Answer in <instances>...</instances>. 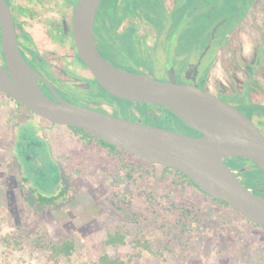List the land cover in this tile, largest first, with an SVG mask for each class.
I'll list each match as a JSON object with an SVG mask.
<instances>
[{"label":"rangeland","instance_id":"374dc122","mask_svg":"<svg viewBox=\"0 0 264 264\" xmlns=\"http://www.w3.org/2000/svg\"><path fill=\"white\" fill-rule=\"evenodd\" d=\"M246 1L248 3L240 11L243 16L254 0ZM192 7H184L185 32L179 37L176 31L166 33L170 35L166 36L165 42H161L160 46L155 43L152 50H148L146 58L138 56L137 64L132 69H146L154 78L166 81L173 67L180 82L187 80V67L198 60L211 39L208 35L203 37L195 34L203 26L198 25L201 18ZM251 15L255 24L250 22L246 26L254 31L253 34L242 37L239 45L233 43L241 59L244 53L245 60H241V66L234 64L231 49L226 47L218 52L219 59L215 64L216 48L208 50L204 57L202 71L211 67V90L216 88L219 81H222L223 88L228 86L239 92L244 90L241 81L246 80L250 65L256 64L257 50L264 47V0ZM156 25L161 24L158 22ZM225 40V37L218 38L220 42ZM171 42L173 45H170ZM175 42L178 45L174 46ZM59 51L61 58L54 61V67L60 68L65 62L68 66V56L61 49ZM137 51L140 52L139 46ZM257 69L256 78L264 85V65ZM227 75L236 76L238 83L228 80ZM199 82L203 88V81ZM99 87L95 91L96 98L109 102L121 118L136 120L139 113H143L145 118L147 112L154 111L158 124L168 117L173 129L185 133L189 130L179 119L156 104L134 103L111 96ZM254 98L264 103V92L254 95ZM234 99L236 102L240 100L238 96ZM66 100L74 101L68 96ZM27 118V109L16 108L13 102L0 93V237H7L10 242L6 246L0 242V264H95L105 252L135 255L132 264H261L264 227L248 222L235 209L213 200L190 183L179 185L170 176L163 177L161 165L154 166L141 161V168L129 175V169L123 168L117 158L106 154V150L103 151V158L99 156L96 167V154L89 149L86 167L79 166L77 155L83 152L80 150V139L75 140L66 126H53L50 141L56 158L69 163L65 167L70 195L61 201H48L45 204L37 201L19 179L12 152L14 129L19 121ZM24 126L26 129L37 127L34 121ZM33 132L37 134V131ZM18 138L24 146V137L20 134ZM86 147L92 146L88 144ZM62 150L63 155L58 152ZM28 154L33 156L29 161L25 160L23 153L18 158L23 173L32 181H40L39 186L50 187L52 181L48 177L55 167L47 145L31 146ZM130 159L135 160L132 156ZM225 161L235 171L246 167L245 171L237 173L252 190L256 179L264 183L263 172L256 168L252 173L249 171L254 167L251 161L239 157H230ZM40 171L47 180L42 179ZM246 171L248 174H245ZM118 229L129 232L128 242L118 247L107 245L105 241L108 233ZM137 235L151 239L154 251L169 249V253L155 256L148 251L141 252L131 243ZM68 238L75 240V253L71 258L60 256L54 261L50 257L48 244Z\"/></svg>","mask_w":264,"mask_h":264},{"label":"water","instance_id":"95a60500","mask_svg":"<svg viewBox=\"0 0 264 264\" xmlns=\"http://www.w3.org/2000/svg\"><path fill=\"white\" fill-rule=\"evenodd\" d=\"M100 0H78L72 16V35L78 56L98 83L109 93L134 103L159 104L200 132L189 135L156 124L129 120L61 97L48 82L56 100L39 81L45 77L23 57L13 12L0 0V25L5 65L0 63V90L48 121L78 126L103 141L138 158L184 173L209 196L226 201L251 222L264 227V196L255 193L225 161L230 157L252 160L264 170V134L245 113L197 83L200 65L215 38V31L197 62L190 63L178 82L170 68V80L125 70L108 61L98 50L95 20ZM169 124L168 117H164Z\"/></svg>","mask_w":264,"mask_h":264},{"label":"flooded vegetation","instance_id":"af4514ba","mask_svg":"<svg viewBox=\"0 0 264 264\" xmlns=\"http://www.w3.org/2000/svg\"><path fill=\"white\" fill-rule=\"evenodd\" d=\"M6 1L13 12L19 48L23 57L46 79V81H39L44 92L50 98L56 100V97L48 84L49 82L61 97L67 99L68 96V98L74 100L72 103L118 116L115 115L116 109L114 106L106 100L96 98L95 91L97 87L100 86L99 88L103 92L107 91L98 83L88 67L84 66L80 61L78 62V53L72 35L73 10L74 5L78 0ZM260 2H262V0L252 1V3H250V8L243 16V12L240 13V11L241 8L244 9L245 5L248 3L246 0H100L95 20V40L98 50L108 61L120 68L135 72L132 71V68L135 64H137V57L146 58L148 50H152V46L155 43L160 46L161 42H165L167 38L166 36L170 35H166V33L176 31V34L178 35L177 37H179L185 32L183 29L186 14L184 7L185 5H191L194 7V12H198L200 15L201 20H198V25L203 26V28L195 31L197 36L204 37L208 35L211 38L213 30L216 26H218L210 49L215 47V39L222 37L226 38L221 46L216 49L217 54L215 63L219 59L218 52L226 47L227 49H231L230 55L233 57L234 64L236 66L238 64L241 66V60H245L244 53L242 52L243 58L241 59L240 55L236 53L233 43L235 42L239 45V42L241 43L239 40L242 37H250L251 34H253L254 31L249 30L246 25L250 22L255 24V20H251V14H253V11H255ZM202 10L204 12H202ZM158 22L161 25L157 26L156 23ZM161 26L162 29L159 30ZM0 36L2 39L1 25ZM176 44L178 45V42H175L174 46ZM170 45H173L172 42ZM138 46L140 48V52L137 51ZM59 49L65 52L68 56V66H66L67 63L64 61L65 63L61 65L62 67H54V61H56L57 58H61L59 55ZM263 49L264 47L262 46L259 50H257V61L255 62L258 64V67H262V65H264V62H262L264 58ZM204 61L205 60L203 59L202 64L199 67L200 72L197 75L198 85L200 80L203 81L204 85H209L210 76H208L207 80L202 77ZM0 63L5 65V59L2 55H0ZM256 64L250 65V69L247 71L246 80L241 81L242 86L257 77L256 74L258 67ZM145 70L142 71L141 69V73L150 75V73ZM173 73L177 81L180 82L175 74L174 68ZM78 74L86 75L79 77L77 76ZM170 77L171 75L169 72V77L166 81H169ZM227 78L230 81H234L233 83L235 84L238 83V78L234 75H227ZM181 83L193 84V80L191 78H187L186 81ZM63 87H67L69 90H65ZM208 90L216 93L222 99L228 101L239 109V106H237L239 102H236L237 100L235 101L234 99L235 96L239 95V91L233 90V88H228V86L223 88L222 81H219V83L216 84V88L214 90H211L210 87ZM0 93L4 94L11 102H13L16 108L27 109L25 106H21L17 101L13 100L1 90ZM76 94L78 96H75ZM108 94L115 96L111 93ZM228 98L230 100H228ZM27 111L29 113V118L23 119L17 123L14 129V138L12 139V152L19 170V179L26 185L28 192L31 193L37 201L46 197L47 199H52L53 202L57 200L61 201L62 198H66L70 195L71 190L65 167L69 163H65L64 161L56 158L54 153L55 149L52 147V143L50 141V131L53 126L58 124H54L47 119L42 118L29 109H27ZM242 112L245 113V111ZM140 114L141 113L136 116V120L147 124H156L161 127H166L157 123L159 121L157 115L154 114V111L147 112V117L145 118H143ZM245 114L253 120V122L264 134V123L261 122L260 117L257 115H248L247 112ZM144 119H146L147 122L143 121ZM30 121L35 122L37 127H34H36V129L25 128V123H29ZM66 127L72 132L70 135L75 136V140L79 141L80 139V150L86 152H82L77 155V162L79 166L86 167V163L88 162L87 151L90 149L94 154H96L97 161H94V164H96L97 167L100 158L99 156L102 157L105 148L109 149V147L101 144L100 141L95 138H90V145L92 147L87 148L86 141L79 138L78 135L73 134L74 132L69 128V126ZM33 131H37V134ZM20 134L24 137V140H26L24 142V146H22L20 139L18 138ZM185 134L200 135V133L190 130H188ZM44 144L47 145L50 151L51 161L55 167V170L52 172L50 171L49 173L52 176L48 177L49 181H52V185L50 187L39 186L40 181H32L29 177H27V175L23 173L22 163H20L18 159L21 157L20 154L23 153L25 160L29 161L33 158V156L28 154V149L31 146L39 147ZM58 152L63 155L64 150ZM106 154H108V152ZM40 175L42 179L47 180L45 179V174L42 171H40ZM196 188L199 189L198 187ZM262 189L264 192V188ZM209 197L215 200V198L211 196ZM230 208L233 209L232 207Z\"/></svg>","mask_w":264,"mask_h":264},{"label":"trees","instance_id":"16d2710c","mask_svg":"<svg viewBox=\"0 0 264 264\" xmlns=\"http://www.w3.org/2000/svg\"><path fill=\"white\" fill-rule=\"evenodd\" d=\"M222 43L223 42L218 41V38L215 39V41H214L215 47L214 48L218 49L221 46ZM216 54H217V51L214 54L215 58H216ZM0 55H2V57H4L3 56V50H2V39H1V36H0ZM77 58L84 66H86L85 63L82 61V59L78 56V54H77ZM260 58H261V56H260ZM210 68H208L207 70L205 69L204 72L202 71L203 72L202 75H203V78L205 80L208 79ZM132 71H135L137 73H141V70H137L135 68L132 69ZM208 88H209V85H204V87H203V89H206V90H208ZM243 89H244L243 91L238 92L239 93L238 96L240 98V100H239V105H240L239 109L241 111H245V113L247 112L248 115H251V116L252 115H257V116H259L261 122L264 123V104H262L260 101H257L254 98V95L264 92V85H262L261 81L258 78H255L253 80H250L248 83H246L243 86ZM128 101H130V100H128ZM20 105L24 106L22 104H20ZM156 105L160 106L163 109L168 111V109L166 107H164L162 105H159V104H156ZM117 113L118 112H115V115H118ZM140 115L143 116V113H141ZM172 115L174 117H176L177 119H179L184 125H186L187 128H189L190 131H194L196 133H200L196 129H194V128L190 127L189 125H187L186 123H184L174 113H172ZM143 121H146V119H144ZM165 122H166V120L164 119V121L160 125L166 126L169 129H171V130L177 131L176 129H173V127L170 124L165 123ZM69 128L71 130H73L74 134L78 135L79 138L84 139L86 141L87 145L91 144L90 138H95V139L99 140L101 144L105 145L106 147H109V149L105 148V150L108 152V155L110 157L117 158L118 159V163L123 168H128L129 169V175H131L132 171H136V170H139L141 168V163H140L141 161L156 166L155 163H152L150 161L138 158L135 155H132L131 153L127 152L124 149H121V148H119V147H117L115 145H112L110 143H107V142L103 141L102 139H100L98 137H95L91 133L85 131L84 129H82V128L78 127V126H69ZM130 156H132L135 160L130 159ZM239 158L251 161V163L254 166L252 169H249V171L251 173H252V170L255 171L254 168H256L257 170H259V171L264 173V170L262 168H260L259 166H257L252 160H250L248 158H244V157H239ZM162 169H163V177L170 176L179 185H184L185 183H190L191 185L197 187V185L189 177H187L184 173H182V172H180V171H178L176 169H173L171 167H168V166H162ZM247 172L248 171H246L245 174H248ZM253 187H254L253 191L255 193L261 194V195L263 194L262 188H264V183H262L261 180L256 179L255 182H254ZM202 192L205 193L204 191H202ZM206 195H208V194H206ZM215 200L218 201L219 203L225 205V206L231 207L226 201H223L221 199H216V198H215ZM48 201H52V199H47V197H46V198H41V200H40V202L42 204H45ZM244 219H246L248 222H251L249 219H247L245 217H244ZM253 224L256 225V226H259V225L255 224V223H253ZM128 235H129V232H124V231H121L120 229H118V230H116L114 232H109L105 243L107 245H112L114 247H118L119 245L126 244L128 242L127 241V236ZM0 242H2L5 246L10 244V242H9L7 237H0ZM131 243H132V245L135 248H139L141 252L142 251H148V252L152 253L155 256H165L166 254L169 253V249H163V250L154 251L152 249V241H151V239H146L144 237H139L138 235L131 241ZM48 250H49L50 257L54 261H57L60 258V256H65L67 258H71L73 256V254L75 253V251H76V243H75V240L73 238L64 239L61 242H51V243L48 244ZM134 256L135 255H132V254H129V253H118L117 252L115 254H111L109 252H105L98 258V260H97V262L95 264H132ZM261 264H264V255H262Z\"/></svg>","mask_w":264,"mask_h":264}]
</instances>
